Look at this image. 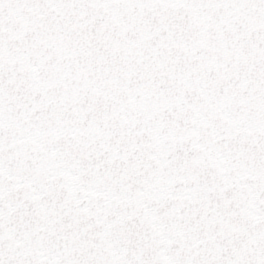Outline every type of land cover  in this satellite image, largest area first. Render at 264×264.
Masks as SVG:
<instances>
[{
  "label": "snow or ice",
  "instance_id": "snow-or-ice-1",
  "mask_svg": "<svg viewBox=\"0 0 264 264\" xmlns=\"http://www.w3.org/2000/svg\"><path fill=\"white\" fill-rule=\"evenodd\" d=\"M0 264H264V0H0Z\"/></svg>",
  "mask_w": 264,
  "mask_h": 264
}]
</instances>
